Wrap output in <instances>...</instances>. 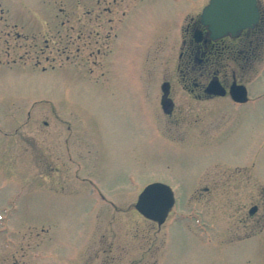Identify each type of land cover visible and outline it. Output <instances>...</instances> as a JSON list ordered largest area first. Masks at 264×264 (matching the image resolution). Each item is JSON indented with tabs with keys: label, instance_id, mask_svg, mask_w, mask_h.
<instances>
[{
	"label": "rangeland",
	"instance_id": "rangeland-1",
	"mask_svg": "<svg viewBox=\"0 0 264 264\" xmlns=\"http://www.w3.org/2000/svg\"><path fill=\"white\" fill-rule=\"evenodd\" d=\"M200 1H112L107 41L108 0H0V264H264V26L250 102L194 101L165 51ZM154 181L160 227L133 208Z\"/></svg>",
	"mask_w": 264,
	"mask_h": 264
},
{
	"label": "flooded vegetation",
	"instance_id": "flooded-vegetation-1",
	"mask_svg": "<svg viewBox=\"0 0 264 264\" xmlns=\"http://www.w3.org/2000/svg\"><path fill=\"white\" fill-rule=\"evenodd\" d=\"M112 1L114 2L115 0H108V6L105 7V11L109 14L107 18L108 27L106 28V35H104V39L107 41L110 39L111 32ZM208 1L201 0L199 4H196L194 10L184 11L182 19L186 18V20L181 28L177 48L175 49V44L172 47L169 46L165 51L166 58L168 60L172 59L173 53H176L178 63L175 70L181 81V91L187 97L194 101H208L227 97L230 100L231 106L238 108L241 105L249 103V97L245 102H235L230 99L228 89L232 82L243 84L239 81L240 77L237 76L236 72L240 71L238 73L239 76L244 75L246 71L244 66L253 63L255 59L261 57L263 44L262 27L264 26L263 6L257 0L259 18L257 23L252 27H246L235 35L226 34L213 38L200 19L201 10ZM60 24L62 25L63 21H60ZM60 30L58 27L59 32ZM17 36L19 37L18 34ZM235 65L238 68L236 70L233 68ZM212 80H217L223 87L225 91L223 95H215L206 90L209 82ZM152 90H155L156 98L153 102L157 105V108L159 107L161 118L165 124L169 125L178 121V116L174 115L175 105L171 95L170 81L163 78L161 83L155 85ZM246 92L248 96L247 88ZM70 140V135L68 137H60L58 145L60 153L64 151L66 153L69 149L73 150ZM203 188L204 190L207 189V187ZM253 206L255 207V211L249 214L250 217L255 216L257 211V207ZM162 225L156 224L157 227Z\"/></svg>",
	"mask_w": 264,
	"mask_h": 264
},
{
	"label": "water",
	"instance_id": "water-1",
	"mask_svg": "<svg viewBox=\"0 0 264 264\" xmlns=\"http://www.w3.org/2000/svg\"><path fill=\"white\" fill-rule=\"evenodd\" d=\"M256 2L257 0H209L201 11L200 19L213 38L226 34L235 35L257 23L259 9ZM206 90L215 95H223L225 92L217 80L210 81ZM228 93L236 102H244L247 99L245 87L234 82L230 84ZM173 203V192L168 185L151 182L138 194L134 208L143 217L160 225ZM254 211L255 207H251L248 213L252 214Z\"/></svg>",
	"mask_w": 264,
	"mask_h": 264
}]
</instances>
